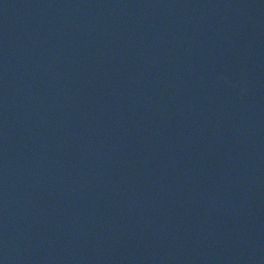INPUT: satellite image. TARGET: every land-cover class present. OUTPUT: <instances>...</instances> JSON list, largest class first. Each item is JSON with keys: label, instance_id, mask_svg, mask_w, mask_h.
Returning a JSON list of instances; mask_svg holds the SVG:
<instances>
[{"label": "water", "instance_id": "water-1", "mask_svg": "<svg viewBox=\"0 0 264 264\" xmlns=\"http://www.w3.org/2000/svg\"><path fill=\"white\" fill-rule=\"evenodd\" d=\"M264 70V0H0V264H68Z\"/></svg>", "mask_w": 264, "mask_h": 264}]
</instances>
